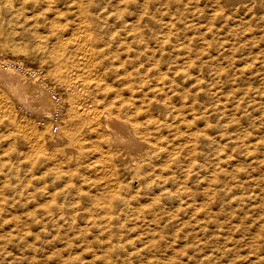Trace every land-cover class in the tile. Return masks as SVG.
Listing matches in <instances>:
<instances>
[{"label": "bare ground", "instance_id": "1", "mask_svg": "<svg viewBox=\"0 0 264 264\" xmlns=\"http://www.w3.org/2000/svg\"><path fill=\"white\" fill-rule=\"evenodd\" d=\"M0 175L107 264L183 228L184 264H264V0H0ZM18 231L13 264L44 253Z\"/></svg>", "mask_w": 264, "mask_h": 264}, {"label": "rangeland", "instance_id": "2", "mask_svg": "<svg viewBox=\"0 0 264 264\" xmlns=\"http://www.w3.org/2000/svg\"><path fill=\"white\" fill-rule=\"evenodd\" d=\"M204 3L202 2V3H200L199 5L203 8V5ZM190 5V7H191V4H189ZM205 5V4H204ZM163 6H165L164 4H163ZM166 7V6H165ZM207 9L206 10H208V6H205ZM194 9V8H193ZM205 9V8H204ZM1 176V175H0ZM1 178V177H0ZM2 179V178H1ZM1 179H0V181H1ZM10 191V190H9ZM7 192V189H6V191H4L5 192V194H4V192H2V193H0V200H3V198H4V200L3 201H0V204L2 205H0V227L2 226V225H4V226H6V227H1L0 228V236L1 235H5L4 237L2 236L1 238H0V241H1V245H2V247H1V245H0V248H2L1 250H0V264H9V263H11V264H13V261H12V258H13V256H14V253H11V252H21V251H19V248L18 247H20V245H18V246H13V244H12V235H10L11 234V230H12V232H14V231H18L19 229L20 230H22V231H18L19 233H18V235H20L19 236V238L21 237L22 238V240L24 239H26L25 241H23L21 244H31V245H33L34 243H36V244H34V246H37L38 247V245H39V247L40 246H45V247H42V255L40 254L39 256H38V254L36 253V256L34 257V258H30L29 260H27V261H25V260H23V263L20 261L18 264H44V263H46V264H59L60 263V259H63V257H65V258H69V256L70 257H78L79 258V261H78V264H107L105 261H107V260H105L101 255H102V248L99 246V244H96V243H94V241H92L90 238H94V237H91L92 236V234L91 233H87V235H85V236H82L81 238L78 236V237H73L72 239H73V242L72 243H69V245H68V242L65 240H54V238H53V236H45L44 234H41L40 235V237L38 236V238L36 239V236H37V233L39 232L38 230L40 229L39 228V226L37 225V224H33L34 223V220H33V218L36 216H38L39 217V215H38V213L37 212H35L34 210H33V201H35V200H33V199H35L36 198V200H37V198L38 199H40V196H37V197H34V198H26L27 196L25 195V194H20V193H12V191L11 192ZM1 194L2 195H5V196H1ZM10 194V195H9ZM25 195V196H24ZM11 196V197H10ZM13 198V199H12ZM31 199V200H30ZM30 200V201H29ZM6 202H7V204H6ZM12 202V204H10ZM15 203V205H14V203ZM19 202V203H18ZM27 202V203H26ZM22 203H25V204H22ZM6 204V205H5ZM9 204V205H8ZM19 206H18V205ZM27 204V205H26ZM25 205H26V207H25ZM5 206V207H4ZM7 206V207H6ZM15 206H17V207H15ZM24 206V208H22ZM32 206V207H31ZM2 207H3V209H2ZM9 207V208H8ZM29 207H31L30 208V211H29ZM7 209V210H6ZM16 209V210H15ZM22 209V210H21ZM25 209V210H24ZM3 210V211H2ZM13 211V213H10V212H12ZM21 210V211H20ZM19 211H20V213H19ZM24 211H26V212H24ZM16 212V213H15ZM32 212V213H31ZM33 212H35V213H33ZM17 213L20 215V217H18V215H17ZM27 213V214H26ZM30 214V215H29ZM6 216V218L8 217V219H6V218H4L5 216ZM17 215V216H16ZM22 215V216H21ZM29 215V216H28ZM14 217H16V218H14ZM26 217H27V219H26ZM19 218V219H18ZM23 220H22V219ZM14 219V221H12ZM21 219V220H20ZM15 220H18V221H15ZM29 220V221H28ZM4 221V222H3ZM7 221H8V223H7ZM24 223H22V222ZM28 221V222H27ZM3 222V223H2ZM11 222H12V225H11ZM14 222V223H13ZM17 222V223H16ZM20 222V224H18ZM30 222V223H29ZM2 223V224H1ZM18 224V225H20V226H18V225H16V224ZM29 225V227L26 225ZM8 224V225H7ZM21 224H22V226L23 225H25L26 227H28V228H30V230L28 229V228H26V227H21ZM10 225V227H7V226H9ZM16 225V226H15ZM35 225V226H34ZM13 226H14V228H13ZM18 226V227H17ZM35 227V228H34ZM36 227H38V228H36ZM213 227H215V226H213ZM213 227H212V229H213ZM3 228V229H2ZM6 228H8V229H6ZM17 228H19V229H17ZM48 228H50L49 226H48ZM180 228H181V226H180ZM215 228H217V227H215ZM27 229V230H26ZM186 229V228H185ZM184 228L183 229H181V230H183V231H181V230H179V233H180V235L182 236V237H180V239L179 238H177V240H175V239H171L172 241H173V243H172V245H171V247H165V245H162V246H164V247H162V250L163 249H165L166 248V250L163 252V251H161L160 250V253H164L163 254V256L165 255V253H167L168 255H165L166 257H168L169 255L174 259V261L172 262V260L173 259H170V263L169 264H184L183 262H186V261H188L187 259L188 258H186V256H187V254L189 253L188 251H189V249L188 248H186L185 246H186V244H187V242L188 243H190L192 240L194 241V230L192 231L193 232V234L191 233L189 236L190 237H188V236H185V234L190 230H188L187 232H185L186 230H185ZM6 232H5V231ZM10 230V231H9ZM27 232H26V231ZM29 231V232H28ZM30 231H32V232H30ZM35 233H34V232ZM36 231H37V233H36ZM9 233V234H8ZM25 233V234H24ZM7 234V235H6ZM23 235V236H22ZM26 235V236H25ZM30 235V236H29ZM34 235V236H33ZM7 236H8V238H7ZM10 236H11V238H10ZM88 236V237H87ZM90 236V237H89ZM200 236V235H199ZM7 239H6V238ZM16 237V236H15ZM25 237V238H24ZM27 237V238H26ZM183 237H185L186 239H184ZM188 237V238H187ZM9 238H10V240H9ZM32 238H34V239H32ZM40 238V240H38ZM43 238V239H42ZM47 238H48V241H47ZM49 238H50V240H49ZM184 240H183V239ZM192 240H191V239ZM4 239V240H3ZM72 239H71V241H72ZM76 239H78V240H76ZM81 239V240H80ZM85 239V240H84ZM87 239H89V240H87ZM198 239V237L197 238H195V240H197ZM35 242H34V241ZM37 240L39 241V242H41V244H39V242H37ZM46 240V241H45ZM53 240H54V242H53ZM76 240V241H75ZM175 240V241H174ZM191 240V241H190ZM2 241H3V243H2ZM28 241V242H27ZM29 241H30V243H29ZM51 241H52V243H51ZM61 241H62V243L64 244H67V248H66V246H64L63 247V244L61 243ZM9 242V243H8ZM43 242H45V243H43ZM67 242V243H66ZM70 242V241H69ZM74 242H76L75 244H73ZM79 242H80V244H79ZM91 242V243H90ZM176 242V243H175ZM178 242V243H177ZM5 243V244H4ZM54 243V244H53ZM56 243V244H55ZM83 243V244H82ZM86 243H89V244H86ZM181 243V244H180ZM183 243V244H182ZM186 243V244H185ZM5 246H4V245ZM8 244V245H7ZM45 244V245H44ZM47 244V245H46ZM73 244V245H72ZM77 244H79L78 246H76ZM86 244V245H85ZM174 244V245H173ZM185 244V245H184ZM70 245H72L70 248H69V246ZM50 246V247H49ZM86 246H88V247H86ZM97 246V247H96ZM8 247V248H7ZM51 247H57L56 249L54 248H51ZM91 247V248H90ZM94 247V248H93ZM174 247V248H173ZM185 247V248H184ZM15 248H17V249H15ZM47 248L49 249V250H47ZM65 250H64V249ZM76 248H78V249H76ZM84 248H86V249H84ZM95 248H96V250H95ZM98 248V249H97ZM177 250H176V249ZM6 249V250H5ZM14 249V250H13ZM82 249V250H81ZM88 249V250H87ZM90 249H92V250H90ZM170 249H172V250H170ZM182 250V252H181V250ZM7 250H9V251H7ZM57 250V251H56ZM60 251V253H59V251ZM72 250V251H71ZM78 250V251H77ZM80 250V251H79ZM171 252H170V251ZM174 250H176V251H174ZM46 251V252H45ZM53 251V252H52ZM63 251V252H62ZM4 252V253H3ZM8 252V253H7ZM10 252V253H9ZM47 252H49V253H47ZM52 252V253H51ZM66 252L68 253L67 255H63V254H66ZM78 252H81V253H78ZM89 252V253H88ZM168 252H170V254L168 253ZM176 252V253H175ZM7 254V257L5 256L6 254ZM46 253V254H45ZM56 253H58V255H56ZM72 253H73V255H72ZM74 253H76V254H74ZM82 253H83V256H82ZM87 253H88V256H87ZM93 253V254H92ZM172 253V254H171ZM12 254V255H11ZM54 254L56 255V256H54ZM78 254V255H77ZM96 254V255H95ZM183 254L185 255V256H183ZM5 257H4V256ZM51 255V256H50ZM59 255H60V257H59ZM76 255V256H75ZM98 255V256H97ZM45 256V257H44ZM49 257V259H48V257ZM87 256V257H86ZM90 256V257H89ZM94 256V257H93ZM95 256H97V257H95ZM169 256V257H170ZM37 257V258H36ZM41 257H42V260H41ZM45 259H44V258ZM59 257V258H58ZM62 257V258H61ZM188 257V256H187ZM4 258V259H3ZM9 258H11V259H9ZM56 258V259H55ZM81 258V259H80ZM84 258V259H83ZM88 258V259H87ZM91 258V259H90ZM95 258V259H94ZM100 258V259H99ZM102 258H103V260H104V262H103V260H102ZM7 259V260H6ZM38 259V260H37ZM87 259V260H86ZM93 259V260H92ZM34 262H33V261ZM48 260H51L50 261V263H49V261ZM57 260V261H56ZM98 260V261H97ZM100 260V261H99ZM11 261V262H10ZM32 261V262H31ZM41 261V262H40ZM55 261H56V263H55ZM82 261V262H81ZM92 261H94V262H92ZM96 261V262H95ZM140 262V260H136V262ZM30 262V263H29ZM48 262V263H47ZM54 262V263H53ZM108 262V261H107ZM122 261L121 260H119V262H118V264H126V263H121ZM137 262V263H138ZM187 263V262H186Z\"/></svg>", "mask_w": 264, "mask_h": 264}]
</instances>
